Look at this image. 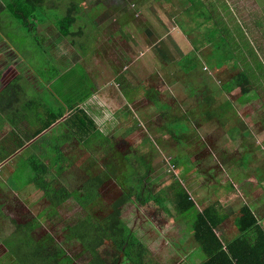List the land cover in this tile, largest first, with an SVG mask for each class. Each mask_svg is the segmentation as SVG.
I'll use <instances>...</instances> for the list:
<instances>
[{
  "label": "rangeland",
  "instance_id": "374dc122",
  "mask_svg": "<svg viewBox=\"0 0 264 264\" xmlns=\"http://www.w3.org/2000/svg\"><path fill=\"white\" fill-rule=\"evenodd\" d=\"M122 1L128 2V0ZM173 1L175 5L161 3L159 0H132L131 6L126 8L123 13L118 14L113 21L104 22L105 24L101 27V35H103L101 40L114 42L113 46L107 45L112 50L109 52V62L114 66L117 62L118 67L121 65L119 69L113 71L105 83H112L121 74L120 90L123 99L121 98L120 104L113 105L110 100H114L116 97H110L106 92L101 94V91H106L105 87L109 84H101L100 90L95 95L97 97L93 99L97 106H91V108L93 111L99 107L102 108L104 113L99 110L92 114V119L95 123L94 117L97 119L105 115L98 122L105 129L109 141L104 140L100 144V140L88 148L76 143L66 154L71 162L70 171L62 170L58 173V167L53 168L54 172L58 176L61 175L70 188H74L89 177L88 171L94 169L92 164L97 163V166H101L105 170L106 164L116 161L118 164L114 169L115 171L112 172L120 173L125 167V154L130 152L132 155L140 152L152 164V169L148 175L149 184L157 183L159 187L162 185L169 194L173 193L172 189L174 188L185 189L191 198L197 202V205L183 210L178 209L173 202L174 195H166V191L163 192V196L166 195V197L162 196L163 201L151 197L149 201L142 202L132 194L131 198L134 202L127 207L128 209L126 208L122 218L132 230H135L134 232L143 242H147V246H149L147 248L151 252H153V247L158 246L160 248L158 234L162 233L166 236V242L169 239L171 243L178 246L177 252H179V242L189 240L192 234L195 236V230L191 227H195L198 213L212 205H214V209L219 210V215H222V224L218 230L229 238H233L239 233L235 218L238 209L244 204L254 208L253 202L263 201L262 210L254 212L264 227V219H262L264 217V188H258V186L263 187V185L257 181L263 180L262 182H264V141L259 137V135L263 137L262 134L264 133V122L260 121V117L264 115V0H204L210 8L209 11L218 22L223 23L232 35L242 43L245 57L249 61H254L249 54L250 51L262 62V68H257L252 62L257 72L251 65L248 68L256 75L255 78L260 84V86H256L259 97L238 110L235 116L231 115L229 108L226 113V118H228L225 122L226 126L220 123L219 118L213 121H202L201 107L203 105L200 104L203 103L204 97L217 93V106L225 104L228 100L231 101L230 106L233 107L232 103L242 96L241 90L237 89L231 94L222 93L220 96L217 91L244 67L233 69L226 65L212 67L210 64L212 62L211 56L220 40L214 43L209 42L205 47L202 46L203 41L206 42L205 34L208 26L198 29L197 27L200 25H193L190 21L191 16L195 18L201 12L197 0L195 2L192 0ZM119 2L121 0H90V4L93 6L90 8L87 5L86 13L89 14L85 13V15L88 20H94L97 15H101L107 9L106 4L114 5V3L119 4ZM64 6L67 8L63 4V7L57 9V16L61 17L66 12L67 9ZM205 22H207L205 19H201V23ZM81 24L86 23L81 22ZM21 25L20 21H11L3 32L7 41L12 43L20 53L17 56V63L25 61L24 68L20 67V71L29 79L26 81L27 84H23L25 81L23 78L17 80L18 83L13 88L15 89L14 96L19 90L21 92L19 104L31 95L30 100L39 102L38 104L33 103L31 112L34 119L26 129L31 133L39 128L41 121L48 122L50 119L47 113L48 109L58 115H63L62 119L66 120L65 125L59 123L58 128L53 132L48 130L40 140L37 138L36 146L26 149L23 146L18 150L14 149L17 144L18 147L21 144H19L20 134L14 131L11 124L8 127L11 132H8L5 124L11 120L21 123L19 119L24 118V112L22 111L17 115L11 114L0 120V158L2 155L6 157L12 153L10 161L9 158L3 162L0 161V180L7 178L6 184L12 178V173H15L10 182H20L27 186L26 180L34 173L32 159L36 158L39 159L38 161H42L34 149L39 147L40 152L44 154L43 156H48L50 159L60 151L56 146L60 140L52 143L54 135L63 134V130L66 131V126L72 124V114L79 115L81 106L71 108L68 105L74 102L80 93L84 98H87L86 96L89 95L88 85L91 82L85 77V70L83 64L80 63L81 61L73 64L70 61L71 57L58 59L52 56L53 45H48L50 49L47 50L41 48L42 42L47 41L50 37L45 38L38 30L39 23L35 24L32 29L26 26L21 29ZM74 29L78 30L79 25L74 26ZM116 29H120V33ZM118 33L119 35L114 36ZM3 38L0 37V40ZM73 39L80 43L77 36L60 38L57 46L59 55L61 54L60 51L69 54L70 47L67 42ZM86 46L91 47L92 43L88 42ZM195 46L201 47L200 52H198L193 63L183 69L179 61L185 57L184 54L192 53ZM105 50L103 47L100 52L103 54ZM7 57L10 58V61H16L10 55ZM95 58L94 61L90 60L88 63H84L89 70L95 66V62L103 61L99 55H96ZM125 58L129 59L125 61ZM14 65L9 62L7 67ZM70 65L73 67L69 69ZM98 67L99 63L97 70ZM47 84H50V87H47ZM191 85L196 87L197 94L190 93ZM140 86H144V89ZM45 87L46 90L40 96V93L36 92L37 88L45 89ZM146 89L160 90L162 102L167 103L170 109L161 110L157 105L150 102V99L143 94ZM128 93L133 95V98L136 96L138 103L127 102L124 97H127L126 94ZM7 95L0 89L1 116L10 112V109H15L9 105H4V99ZM15 98L17 99V97ZM39 104L40 106L37 107ZM76 104L78 105L80 102L77 101ZM20 108L23 109V107ZM86 109L91 114V111ZM68 110L74 111L68 116ZM116 110L126 111L127 114L120 117L114 116ZM182 111L187 113L197 111V116L191 117V119L198 121L194 126L197 133L193 132L185 136L183 144L170 133L168 128L162 129L166 121L182 116ZM81 120L82 117L77 118V123L80 125ZM230 127L237 129L241 134L238 137L239 133H236L235 142L228 132ZM76 129L78 130V128ZM184 133H189L188 129L184 130ZM44 143H49L50 148L42 147ZM110 145L111 147L115 146V148H109ZM235 147L241 148L243 151L241 149L237 151ZM115 149L117 151L113 153ZM227 151L235 158L230 160L231 157H225L223 153ZM248 159H250L249 163L246 162ZM11 169H14V172ZM97 170L100 169L97 168ZM129 173H131L130 170L125 168L111 181L112 186L106 187L107 189L104 190L102 188L101 198L95 206L90 208V211L83 209L78 202L70 199L59 207L61 217L71 223L81 217L88 216V212L104 217L105 208L110 210L108 206L110 196L108 194L110 192L123 194V186L131 183L126 182ZM245 185L246 191L244 190ZM5 186L7 188V185ZM249 186L256 191L249 194ZM5 196L7 197L3 200L2 205V198ZM17 196L15 199L12 194L8 193L1 195L2 198L0 197L2 210L8 216L18 222L20 219L24 220V215L28 211L38 212L35 203L41 196L40 191L28 187L25 191H20ZM166 200L171 203L164 206ZM44 216L42 214V217ZM50 222L49 225L46 223L42 229V236L46 231L53 229ZM0 225H3L2 220H0ZM174 231H178V234H175ZM12 238L13 236L10 237L11 243L17 242ZM8 241L5 233L0 231V246L4 247ZM17 245V249L14 250L15 253L12 250L5 252L6 248L4 247V253H2L4 260H0V264H21V262L31 264V262H27V250L23 248L21 239L18 240ZM174 248L176 249V247ZM79 250L80 246L76 252L69 254L70 257L74 258L73 264H86L90 256L77 257L76 254ZM163 250L169 252L173 250V247ZM160 253L159 257L161 256ZM166 259L168 262L169 259ZM123 264L131 263L124 262Z\"/></svg>",
  "mask_w": 264,
  "mask_h": 264
},
{
  "label": "trees",
  "instance_id": "16d2710c",
  "mask_svg": "<svg viewBox=\"0 0 264 264\" xmlns=\"http://www.w3.org/2000/svg\"><path fill=\"white\" fill-rule=\"evenodd\" d=\"M159 1L161 3L174 4L173 0ZM192 1L195 2L196 0ZM128 3L129 2L121 0L119 4H106V6H114L116 9H122ZM197 3L201 7V12L198 13L197 17L193 18V16H191L190 19L195 24L200 25L197 27L198 29H203L208 26L205 34L206 42L203 41L202 46L205 47L209 42L220 40V43L212 53L211 66L226 65L232 69L244 67L243 70H240L217 91L220 96L222 93L231 94L235 90L240 89L242 96L232 103L233 107L230 106L231 101L228 100L225 104L217 106V93L204 97L203 103L200 104L203 105L201 107L202 121H213L219 118L220 123L226 126L225 122L228 119L226 118V113L229 108L231 115L235 116L238 110L259 97L257 87L260 86V84L257 78H255L256 75L251 70H248V68H250V65L254 68L253 63L257 68H262V62L250 51L249 54L253 57L254 61H249L243 53L242 43L232 35L223 23L218 22L207 8V3H205L204 0H197ZM186 12H188V9H186ZM84 14L68 9L67 14L61 17L58 22V30L62 36L74 38L82 33L85 25H81L79 22L84 18ZM201 19H205L207 22L201 23ZM77 25H79L78 30L74 29V26ZM71 43L75 45V39H73ZM200 50V46H195L192 53L184 54L185 57L179 61L183 69H186L193 63ZM2 85L4 84L0 79V86ZM140 87L144 89V86ZM197 92L196 87L191 85L190 93L195 95ZM145 93L150 101L157 105L159 109L164 111L170 109L167 103L162 102L160 90L146 89ZM86 97L87 98H84L80 93L77 99L68 105V107L71 108L82 105V108L79 109V115H71L72 124L66 126L67 129L66 131L63 130V134L58 133L54 135L52 143L54 144L57 140H60L56 145L60 151L54 154L50 159L48 156H43L44 154L40 152L39 147H36L34 151L42 158V161H38L39 159L36 158L32 159L34 173L26 180L27 186H24V184L20 182H10L15 173H12V178L6 182L7 190L10 193H19L31 187L40 191L41 196H39V199L35 203L38 207V212L34 213L28 211L24 215L23 221L20 220L17 222L12 219L2 210V206L0 205V220L3 221V225H0V231L4 232L9 240L8 244L4 245L6 248L5 252L12 250L15 253L14 250L17 249L18 240L21 239L23 248L27 250V262H31V264H37V261H39V264H73L74 258L70 257L69 254L76 252L78 246H80V250L76 254L77 257L90 256L86 264H123L124 262H130L131 264H148L147 260H149L153 254H151V251L147 248V243L143 242L137 236L134 232L135 230L131 229L128 223L122 218V215L128 209L127 207L134 202L131 198L133 196L132 194H134L137 199L142 200V202L149 201L151 197H156L158 201H163V192L166 190L164 186L160 185L159 187L157 183H148V175L152 169V164H150L149 159L141 155L140 152L126 156L125 167L120 173H122L125 168L130 170L131 173L127 175L126 182L131 183L123 186V194H120L113 203L108 204L110 210L106 208V210L103 211L105 213L103 215L104 217L88 212V216L81 217L72 223L61 217L59 207L70 199L78 202L83 209L90 211V208L95 206L96 202L101 198L103 190L108 186L107 183L114 180V177L120 174L118 172H112L115 171L114 169L118 164L116 161H111L109 164H106L104 166L106 168L105 170L102 169L103 167L97 166V163H94L92 164V166L94 165V169L88 171L89 177L84 179L78 186L70 188L64 182L61 175L58 176L53 170L54 167H58V173L62 170L65 172L70 171L69 169H71V167L69 165H71V162L66 154L76 143L88 148L96 141L104 139L109 141V138L100 132L98 126L94 123L92 117L84 107L83 103L89 98V95ZM77 101H79L80 104L77 105ZM34 102V100L24 102L20 106L23 107V109L18 107L11 113L12 115H17L23 111L24 118L19 119L21 123L11 120L9 123L5 124L8 132H11L8 128L11 124L14 131L20 134L19 144H21L19 147L17 144L18 148L16 147L14 150L23 147L25 143L30 144L32 147L36 146L37 144L35 143L37 138L40 140L45 132L48 130H52L53 132L58 128V125L56 127L53 126L55 125L53 123L57 120H60L62 125L66 124V120L62 119L63 115H58L48 109L47 113L54 121L50 119L46 123L41 121L39 128L29 133L26 128L29 127L31 121L34 119L31 112ZM35 103L38 104L39 102L36 101ZM39 106L40 104L37 105V107ZM72 111L74 110H70V113ZM196 114L197 111L188 113L183 112L182 116L180 115L170 119L171 122L166 121L162 129L165 130L168 128L170 133L183 144L185 142V136L193 132H195V134L197 133L194 126L198 121L191 119V117L195 118L197 116ZM9 115L3 117L0 115V120L2 118H7ZM81 117L82 123L80 125L77 123V118ZM260 121L264 122V115L260 117ZM76 128H78V130ZM186 129H188L189 133H184ZM228 132L232 139L236 140V133H238V130L230 127ZM62 139L64 140L61 142ZM100 144H102V141ZM42 147L50 148V144L44 143ZM109 148H112L111 145ZM11 155L12 153L6 157L2 155L0 161L3 162L7 158H9L8 160L10 161L12 159ZM97 168L100 170H97ZM11 171L14 172V169H11ZM172 191L175 200H173V202L178 209L183 210L197 205L185 189L174 188ZM168 194L169 192H167L166 195ZM172 194H169V196ZM166 195L163 197H166ZM129 201L131 202L128 203ZM168 203L170 204L171 202L167 200L164 201V206L168 205ZM213 206L214 205L209 206L206 210L200 211L196 218L195 227H191V229L195 230V237L205 254L201 264H264V227L260 224L253 210L248 205H243L238 209L235 224L239 233L237 236L229 238L222 233L219 234L218 228L220 227V223H222V218L218 213L219 211L214 209ZM215 211L217 212L214 214ZM42 214L45 216L42 217ZM49 221H51L50 226L53 229L51 231H46L42 236L41 231L46 223L49 225ZM12 236L17 241L14 244L11 243L10 240ZM0 260H4L3 256ZM21 264L26 263L21 262Z\"/></svg>",
  "mask_w": 264,
  "mask_h": 264
},
{
  "label": "crops",
  "instance_id": "0c3cea01",
  "mask_svg": "<svg viewBox=\"0 0 264 264\" xmlns=\"http://www.w3.org/2000/svg\"><path fill=\"white\" fill-rule=\"evenodd\" d=\"M128 2L129 3L127 5H125L122 9H116L114 6L107 7V9L101 15H97V17L94 20H88V17L84 13H86L87 5L90 8H92V6H93L92 4H90V0H77V1L76 0H0V37L1 38L4 37L3 40H0V62L3 61L2 64L0 65V79L2 80V82L4 84L1 86L0 89L3 90V92L8 94L7 97L4 99V105L5 106L9 105V107L15 108V109L13 108L14 110L10 109V112H8L4 116H7V115L13 113V111H15L18 107H20L24 102L30 101V98L32 97V95H31L27 100H25L24 102L19 104L18 101H20L21 92L18 90L16 92V96H14L15 95V89H13V88H15L14 85H16V83H18L17 80L19 78H20V80L23 78L25 80L23 82V84H27L26 81L29 80L28 77H25L23 75L22 71H20V67L24 68L25 61H23L21 63H17V61H18L17 56L20 55V53L16 50V48L12 45V43L7 41V39L5 38V33L3 32V31H5V29H7V24L9 22L15 21V20L21 22V24H22L21 29H23L24 26L32 29V27L35 26V24L39 23L38 30L44 35L45 38L50 37L47 41L42 42L43 46L41 45V48L47 50V49H50V48H48V45H53L54 47L51 50L52 56H55L58 59L59 58L61 59V57H63V58L71 57L70 61L73 64L81 61L80 63L83 64V67L85 70V77L87 80H89L91 82V84L88 85L89 98L83 103V105L85 108H88L91 111V114H89V115L92 118H93L92 114H95L99 110H101V112H103L101 107H99L98 109H95L94 111L91 108V106L92 107L97 106L94 103L93 99H95L97 97L95 95H97V91L100 90L101 84H109L105 87L106 91L105 90L101 91V94L106 92L110 95V97H113V98L116 97L114 100L112 99L110 101L113 102V105L120 104L119 102L121 101V98L123 99L122 91L120 90V86H121L120 85V81H121L120 75L121 74L118 75V77L115 78V80L112 83H105V81L107 80L108 77H111V74L113 73V71L116 69H119L121 67V65L118 67L117 62L115 63V66H114V64L109 62V52L112 50L110 48H108L107 45L110 44L111 46H113L114 42L101 40V37L103 38V35H101V27L103 24H105L104 22L113 21L115 19V17L118 16V14L123 13L126 8H129V6H131L130 3L132 2V0H128ZM205 3H207V2H205ZM63 4H65L67 6V8L64 6L67 10H66V12H64V14H62L63 16H65L67 14L68 9H70L71 11L74 10L76 12L84 14V16H83L84 18L81 19L79 23L81 24V22H84L86 24H83L85 26L82 30V33H80L77 36L80 40V43H78L75 40V45H73L70 40H68V42L66 41L70 47L69 48V54L63 53L62 51H60L61 54L59 55L58 50H57L58 41L63 36L58 30V22H59L60 18L63 16H61V17L57 16V9L60 7H63ZM207 8L210 10L208 4H207ZM86 14L88 15L89 13H86ZM177 22H179V21H177ZM191 24L194 25L195 23L191 21ZM116 31H119V33H120V29H116ZM119 33L114 34V36L119 35ZM88 42L92 43L91 47L86 46V43H88ZM181 43L184 46V43L182 42V40H181ZM211 43H214V42H211ZM103 47L106 50L102 54L100 52V50ZM76 49H78V50H76ZM7 55L12 56V59H16V61H10L9 60L10 58H8ZM96 55H99V57L102 58L103 61L95 62V64H94L95 66L91 67L89 70V68L86 67L84 65V63H88L90 60L94 61V59H96L95 58ZM127 59H129V58H125L124 60L126 61ZM9 62L11 64H15V65L7 67ZM98 63H99V67L97 70ZM71 67H73V66L70 65L69 69ZM123 69H124V67H123ZM15 78H16V80H15ZM46 86L50 87V84H47ZM6 90H8V91H6ZM45 90H46V87H45V89H38L37 88L36 92L40 93V96H41ZM117 94H118V96H116ZM143 94L146 95V93H143ZM126 95H128V96L124 97V99L127 100V102H131V103L137 102L138 103V99H136L135 95H134L135 96L134 98H133V95H130L129 93ZM15 97H17V99ZM10 102H11V104H10ZM118 110L115 111L114 116L120 117L121 115L127 114L126 111H123V110L118 111ZM69 114H70V110H68L67 115H69ZM103 117H101V118H103ZM101 118L98 117L96 119L94 117L95 123L99 127L98 129L100 130V132L102 134L106 135L105 131H104L105 129L102 128V124H100L98 122V120H101ZM50 120L54 121L53 119H51V117H50ZM59 123H60V120H57L56 122L53 123V124H55L53 126L56 127ZM238 133H239V131H238ZM238 135L241 136L240 133ZM262 135H263V137H261L260 135H259V137L264 141V133ZM104 140H101V141L103 142ZM233 141L235 142V140H233ZM96 142H98V141H96ZM30 147H32L30 144L24 145L25 149L30 148ZM112 148H115V146H113ZM236 149L238 151L241 148H236ZM115 151H117V150L115 149L113 151V153ZM125 155L129 156L130 152H127ZM223 155L225 157L226 156L231 157L230 160L235 158V156H233L229 151L223 153ZM246 162L249 163L250 159H248V161H246ZM0 166H1V164H0ZM5 181H6V179L0 180V197L3 194L9 193V194H12V196L15 199H17L18 192L10 193L5 186L6 185ZM257 181L259 184L263 185V187L258 186V188H264V182H262L263 180L262 181L257 180ZM1 186H3V187H1ZM244 190L246 191V185L244 186ZM249 191H250L249 194H252L256 190L254 188L252 189V187L249 186ZM226 197H229V196H226ZM4 199H6V196L2 198V205H3ZM6 202H7V200H6ZM253 203H254V208H252L249 205L252 208L253 212L254 211L260 212L262 210L261 206L263 205V201L259 200L257 202H253ZM255 215L257 216L256 213H255ZM220 217L222 218V215H220ZM257 218L260 222L259 217H257ZM262 219H264V217ZM221 224L222 223H220V227H221ZM169 233H171V231ZM174 233L178 234V231H174ZM158 237L160 238L159 239L160 240V248H158V246L156 248H154V247L152 248L153 252H151V254H153V255H151V258L149 260H147L148 264H201L202 261L204 260L205 254H204V252L200 246V243L198 242V240L196 239V237L193 234L190 235L189 240L186 239L183 242L182 241L179 242V245H180L179 252H177L178 246L171 243V241L169 239H167L168 241L166 242V239H165L166 236L164 233L158 234ZM0 247H1L0 248V250H1L0 259H1V257L3 256L2 253H4L3 252L4 247L2 245ZM170 247H173V250H171L169 252L163 250L164 248H170ZM174 247H176V249ZM161 251H162V253H160ZM164 252H165V254H164ZM159 253L161 254L160 257H159ZM166 258L169 259L168 262H167Z\"/></svg>",
  "mask_w": 264,
  "mask_h": 264
},
{
  "label": "flooded vegetation",
  "instance_id": "af4514ba",
  "mask_svg": "<svg viewBox=\"0 0 264 264\" xmlns=\"http://www.w3.org/2000/svg\"><path fill=\"white\" fill-rule=\"evenodd\" d=\"M107 184H108L107 188L112 186V182H109ZM114 188H116V187L114 186ZM108 195L110 196L108 199L109 200L108 204H109V203H113L119 197L120 193L119 192H110ZM105 210H106V208H105Z\"/></svg>",
  "mask_w": 264,
  "mask_h": 264
}]
</instances>
